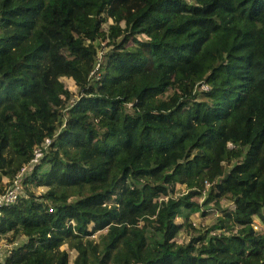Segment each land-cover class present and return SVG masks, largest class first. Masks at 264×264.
<instances>
[{
    "label": "trees",
    "instance_id": "trees-1",
    "mask_svg": "<svg viewBox=\"0 0 264 264\" xmlns=\"http://www.w3.org/2000/svg\"><path fill=\"white\" fill-rule=\"evenodd\" d=\"M26 166L0 264H264V0H0V193Z\"/></svg>",
    "mask_w": 264,
    "mask_h": 264
},
{
    "label": "rangeland",
    "instance_id": "rangeland-1",
    "mask_svg": "<svg viewBox=\"0 0 264 264\" xmlns=\"http://www.w3.org/2000/svg\"><path fill=\"white\" fill-rule=\"evenodd\" d=\"M62 82L65 84L67 89H69L73 93L76 92V87L71 80L62 79ZM27 173H29V170H27L24 175H26ZM4 182L6 181L4 180ZM37 191L41 192L42 190H37ZM184 192H185L184 186L176 185L175 194L177 196L182 195ZM205 199H206L205 195L196 199V201H198L200 205L197 212L191 213V212L186 211L183 213L182 217L179 218L178 222L182 224L183 227L176 238V241L178 243L180 244L187 243L192 236H198V235L204 234L206 231H211L210 230L211 228L219 225V219H221L223 215L222 211L224 209H232L231 203L227 200H222L219 203V205H216L215 200L205 203ZM187 216H188V220L186 223L185 218ZM254 224L258 225L256 220L254 221ZM255 225H254L255 230L263 229ZM189 226L190 228H188ZM211 233H214V232H211ZM92 238L95 239L96 241L98 239L97 235H94ZM4 246L8 248V246L6 245ZM2 247L3 245L1 244L0 249ZM61 249L69 253L70 264H71L72 260L75 257V253L68 246H63Z\"/></svg>",
    "mask_w": 264,
    "mask_h": 264
},
{
    "label": "built area",
    "instance_id": "built-area-1",
    "mask_svg": "<svg viewBox=\"0 0 264 264\" xmlns=\"http://www.w3.org/2000/svg\"><path fill=\"white\" fill-rule=\"evenodd\" d=\"M46 146L49 144V140H46ZM42 156V150L37 149L34 151V156L31 161V164H35L38 162V160ZM29 169V166H26L21 169L19 175L16 177V179L13 182V187L10 189H7L5 192L0 193V208L12 205L15 203L20 195L21 191V180L20 178L25 174V172ZM51 211V210H50ZM1 215V212H0Z\"/></svg>",
    "mask_w": 264,
    "mask_h": 264
},
{
    "label": "clouds",
    "instance_id": "clouds-1",
    "mask_svg": "<svg viewBox=\"0 0 264 264\" xmlns=\"http://www.w3.org/2000/svg\"><path fill=\"white\" fill-rule=\"evenodd\" d=\"M260 227V226H259ZM262 228V227H261Z\"/></svg>",
    "mask_w": 264,
    "mask_h": 264
}]
</instances>
